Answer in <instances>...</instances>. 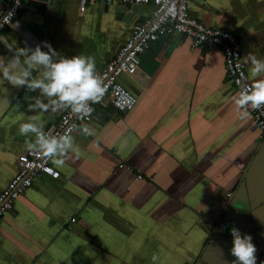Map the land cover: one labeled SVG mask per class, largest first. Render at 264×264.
Here are the masks:
<instances>
[{
	"label": "crops",
	"instance_id": "obj_1",
	"mask_svg": "<svg viewBox=\"0 0 264 264\" xmlns=\"http://www.w3.org/2000/svg\"><path fill=\"white\" fill-rule=\"evenodd\" d=\"M80 5L24 0L0 37L15 48L47 42L59 56L91 55L96 72L153 12L104 0L83 12ZM189 10L235 34L251 82L261 78L250 76L245 57L264 58V0H190ZM11 55L0 45V59ZM118 80L135 107L119 112L102 103L80 124L91 130L72 134L80 156L69 152L62 166L52 164L2 216L0 264H153V254L155 264H233V225L252 235L264 264V140L235 103L222 50L164 35L134 74ZM35 97L47 102L39 89L0 79V193L27 150L19 124L35 118L46 133L66 110H31Z\"/></svg>",
	"mask_w": 264,
	"mask_h": 264
},
{
	"label": "built area",
	"instance_id": "obj_2",
	"mask_svg": "<svg viewBox=\"0 0 264 264\" xmlns=\"http://www.w3.org/2000/svg\"><path fill=\"white\" fill-rule=\"evenodd\" d=\"M97 0H81L80 11H84L87 3ZM107 3L117 2L118 5L128 4L152 5V14L144 22L135 25L131 36L117 50L115 56L106 62L104 67L96 71L105 93L97 103H90L94 108L104 102L110 103L117 111L132 110L137 98L118 80L121 74H134L140 65L142 53L161 36L174 33L183 34L191 40L192 47L204 46L208 49L220 48L223 52L227 78L235 88L237 95L251 80L246 64L242 58L241 42L229 31L211 28L194 17L189 10L190 0H104ZM24 0H1L0 3V34L12 27ZM253 118V128L258 130L264 140V106L254 109L245 106ZM93 111L87 116L64 111L57 122L51 124L46 133L59 136L67 131L75 133L80 124L93 117ZM52 158L44 157L38 151L26 150L17 159V172L8 186L0 193V220L14 206L15 201L26 193L35 179L51 171ZM72 220H75L73 217Z\"/></svg>",
	"mask_w": 264,
	"mask_h": 264
},
{
	"label": "clouds",
	"instance_id": "obj_3",
	"mask_svg": "<svg viewBox=\"0 0 264 264\" xmlns=\"http://www.w3.org/2000/svg\"><path fill=\"white\" fill-rule=\"evenodd\" d=\"M16 2L19 3V0ZM47 2L51 4L52 0ZM0 45L12 53L7 63L0 59V79L17 88L24 86L29 91L39 89L41 95L47 98V102H44L35 97L34 102L29 105L31 110L57 112L67 108L75 114L87 117L93 111L90 103L99 102L105 93V88L95 72V59L91 55L59 56L47 42L43 43V47L37 44L31 50L15 48L4 37H0ZM44 48L47 50H43ZM245 60L250 62V76L257 77L259 74L261 78L255 79L251 87L245 85L235 103L238 108L251 105L258 109L264 106V58L248 54ZM37 67L43 70L42 74L39 78H32V70ZM80 131L84 135L91 134L86 125H81ZM18 132L26 137L24 147L28 151L35 150L44 157H51L52 164L57 167L65 163L64 158L69 152L75 157L80 156L71 134L65 131L59 136L49 135L42 130V125L35 118L20 123ZM28 134H33L34 140L27 139ZM229 231L232 238L229 251L235 258L233 264H257V247L252 235L242 232L235 225ZM151 259L155 264L157 256L153 254Z\"/></svg>",
	"mask_w": 264,
	"mask_h": 264
},
{
	"label": "water",
	"instance_id": "obj_4",
	"mask_svg": "<svg viewBox=\"0 0 264 264\" xmlns=\"http://www.w3.org/2000/svg\"><path fill=\"white\" fill-rule=\"evenodd\" d=\"M138 6H139V4H132L130 8H131L132 10H136V8H137ZM124 7L127 8L128 6H121V5H120V8H124ZM3 52H5V51H3ZM104 103L110 104V103H108V102H104Z\"/></svg>",
	"mask_w": 264,
	"mask_h": 264
}]
</instances>
